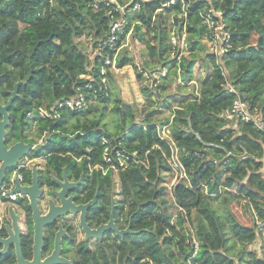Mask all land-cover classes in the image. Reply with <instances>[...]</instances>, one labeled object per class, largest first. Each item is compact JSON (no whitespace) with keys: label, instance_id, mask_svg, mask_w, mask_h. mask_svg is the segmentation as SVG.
<instances>
[{"label":"trees","instance_id":"obj_1","mask_svg":"<svg viewBox=\"0 0 264 264\" xmlns=\"http://www.w3.org/2000/svg\"><path fill=\"white\" fill-rule=\"evenodd\" d=\"M93 3L0 0V102L16 90L6 135H44L43 150L65 153L54 159L74 171L91 169L89 195L97 184L109 193L116 175L121 214L134 211L132 228L153 262L264 264L251 247L261 233L255 220L264 221V127L227 116L239 94L264 119V0H193L186 8L170 0ZM116 5L123 6L126 22L109 43L110 16L121 14ZM209 7L222 11L232 35L218 62L201 42L208 30L200 11ZM129 31L143 45L139 66L124 46ZM173 32L185 34L187 55L177 57L178 49L171 54ZM81 37L92 40V57ZM128 64L146 97L140 107L121 97L115 78L114 67ZM165 67L156 87L144 83L143 71ZM68 99L79 102L71 108ZM165 110L171 117L157 119ZM163 125L168 141L158 133ZM106 145L116 168H106ZM173 146L183 175L168 186L175 174L167 161ZM241 200L256 209L252 225L230 208Z\"/></svg>","mask_w":264,"mask_h":264},{"label":"flooded vegetation","instance_id":"obj_2","mask_svg":"<svg viewBox=\"0 0 264 264\" xmlns=\"http://www.w3.org/2000/svg\"><path fill=\"white\" fill-rule=\"evenodd\" d=\"M33 132L4 136L7 147L20 140L40 147L17 157L0 174V264H165L153 262L139 246L134 211L127 218L121 214L116 175L109 193L100 192L97 184L89 195L91 169L74 171L61 162L66 160L54 159L65 153L43 150L46 137ZM110 221L113 225L105 227Z\"/></svg>","mask_w":264,"mask_h":264},{"label":"built area","instance_id":"obj_3","mask_svg":"<svg viewBox=\"0 0 264 264\" xmlns=\"http://www.w3.org/2000/svg\"><path fill=\"white\" fill-rule=\"evenodd\" d=\"M106 4L109 2H113L115 0H102ZM172 3L175 2H180L184 6L183 8L187 7V3L193 0H170ZM97 0H94L93 5L96 6ZM139 7L138 2L133 3L132 9H136ZM115 9L120 11V15L118 18L113 17V15L110 16L111 22H110V35L108 42L112 43L115 41L116 38V32H122L123 30V25L125 24V15H124V10L121 6L116 5ZM108 13L110 14L111 11L109 10ZM200 16L202 19V22L206 25L207 30H208V35L204 36L201 39V42L205 45V49L209 52H211L215 58L218 60L220 57L231 47V30L227 27V24L224 20L223 13L219 9H213L211 7L209 8H204L200 11ZM172 23L174 19L170 20ZM184 40H185V34L182 33L180 38L173 32V34L170 37V43L172 45L171 49V54H174L175 51L178 49L179 52L176 54L177 57L182 52V49L184 47ZM106 63H111L110 60L106 59ZM118 69V67H114ZM166 72L165 68H162V70H159L160 75H164ZM142 74L144 77L149 79V82L151 80V74L148 73L147 71H143ZM158 82V79L153 81V84L155 85ZM149 85V84H148ZM228 88L231 91H234L233 87L228 84ZM79 100L73 101L72 99L66 100V103L68 106L71 108L73 107L74 104H78ZM44 111L39 110V113L43 115ZM227 116L232 117V116H239L244 120H249L252 121L259 129H262L264 127V119L263 115L260 114V112H251L249 108V104L246 100H243L239 94H236V97L232 101L231 107L227 110ZM27 117H30V114L27 115ZM158 133L161 137L166 139L167 141L170 140L168 137V131H167V125H163L161 127H158ZM104 142H107L105 138H102ZM116 155L118 158L121 157L120 152L116 149ZM110 150L109 146L106 145L103 149V159L105 163L107 164L106 168L111 166L114 167V163L111 161L110 156H109ZM168 163L174 168L175 173H177V176H182V166L179 162L178 156H177V151L174 148V146L171 148V155L168 158ZM121 163V161H119ZM257 229L260 230L264 234V221H257L256 223Z\"/></svg>","mask_w":264,"mask_h":264},{"label":"rangeland","instance_id":"obj_4","mask_svg":"<svg viewBox=\"0 0 264 264\" xmlns=\"http://www.w3.org/2000/svg\"><path fill=\"white\" fill-rule=\"evenodd\" d=\"M144 1V0H142ZM123 8V6H121ZM124 9V8H123ZM81 45L85 50L90 54L92 57L96 53V48L93 47V42L90 37H81L80 40ZM185 44V40H184ZM124 46L128 48L130 54L135 58V63L139 66L141 63V50L143 49L142 43L137 40V38L133 35V32L129 31L125 38ZM183 54L187 55V50L183 48ZM215 61V59H213ZM165 69H167L165 67ZM159 70L162 68H157L156 70L150 72L151 80L149 82L148 78H145L144 83L149 87L154 88L156 85L162 81V76L159 74ZM167 71V70H166ZM115 78L118 83L121 97L129 103H134L137 107H140L146 100V97L142 94L140 80L136 76V72L133 66L130 64L124 65L122 67H118V69L114 68ZM166 73V72H165ZM204 72L202 69H199V74L202 75ZM158 79V82L154 85L153 81ZM175 83H172L170 87L174 89ZM187 85V84H186ZM190 87V86H189ZM157 87V91H158ZM155 96V95H153ZM165 117H171V114L168 110L163 111L157 116V119H162ZM34 130L30 132L34 134ZM36 134V133H35ZM177 173H175L172 177L167 179V185L170 186L175 179L177 178ZM231 210L234 212L238 220L245 225H252L253 224V213L256 210L255 208L252 211L247 209V203L245 200H241L240 202H233L230 205ZM258 219L255 220L257 223ZM210 242L212 243L213 247H216L219 244L217 237L211 236ZM251 247L257 250L258 255L264 258V234L261 232L257 239L251 244Z\"/></svg>","mask_w":264,"mask_h":264},{"label":"water","instance_id":"obj_5","mask_svg":"<svg viewBox=\"0 0 264 264\" xmlns=\"http://www.w3.org/2000/svg\"><path fill=\"white\" fill-rule=\"evenodd\" d=\"M16 95V90L13 89L10 92V96L7 99V101L3 104L0 102V160H1V166H0V174L3 172V170L14 164V162L16 161L17 157L22 156L23 154H25L28 150L31 149H38L40 147V144L34 145L32 142H27L24 143L22 140L15 142L13 144H11L10 146H5L4 144V136L6 135V126L8 124V120H9V114L7 111V108L9 106V104L11 103L13 97ZM35 181V178H34ZM58 183L61 184V186H65V185H70L69 183H61L58 181ZM62 191L57 192V194L59 196H62ZM92 202V201H90ZM113 225L112 221H110L107 225H105V227H109ZM101 228H98V231ZM90 232H94V230H89ZM95 231V232H98ZM125 231H128V229H126Z\"/></svg>","mask_w":264,"mask_h":264}]
</instances>
